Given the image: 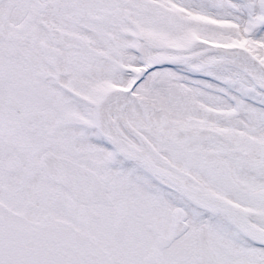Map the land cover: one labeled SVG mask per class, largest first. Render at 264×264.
I'll return each instance as SVG.
<instances>
[{"label":"snow or ice","instance_id":"snow-or-ice-1","mask_svg":"<svg viewBox=\"0 0 264 264\" xmlns=\"http://www.w3.org/2000/svg\"><path fill=\"white\" fill-rule=\"evenodd\" d=\"M0 264H264V0H0Z\"/></svg>","mask_w":264,"mask_h":264}]
</instances>
